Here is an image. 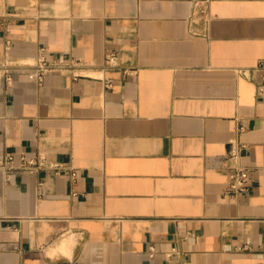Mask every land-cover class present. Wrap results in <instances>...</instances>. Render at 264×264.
Here are the masks:
<instances>
[{
  "label": "crops",
  "instance_id": "obj_1",
  "mask_svg": "<svg viewBox=\"0 0 264 264\" xmlns=\"http://www.w3.org/2000/svg\"><path fill=\"white\" fill-rule=\"evenodd\" d=\"M195 3L0 0V264H264V0Z\"/></svg>",
  "mask_w": 264,
  "mask_h": 264
},
{
  "label": "built area",
  "instance_id": "obj_2",
  "mask_svg": "<svg viewBox=\"0 0 264 264\" xmlns=\"http://www.w3.org/2000/svg\"><path fill=\"white\" fill-rule=\"evenodd\" d=\"M210 5V0H196L195 3V15L205 16L208 14V7ZM119 64V55L117 52L112 51L106 56L105 63L103 65V70H111L116 68ZM261 66H264V63H261ZM11 67L4 69V72L7 75V79L12 80V70ZM75 68H81V62H65L62 60L51 59L46 56L44 50H42L40 56L38 57L37 63L33 66V70L36 72L38 81L41 84L44 81V78L47 74L60 70H70L74 74L75 78L80 77L79 73L74 72ZM242 73L245 74V71ZM15 160L14 154L9 152L3 157L0 158V168L5 169L7 172H10L14 169L13 162ZM44 166L43 162L37 161L35 159L26 160L23 159L22 168L29 171H35ZM61 166H56L57 173L62 172ZM66 171V170H65ZM251 172L252 170L246 166H237L231 174L230 188L234 192H244L248 188V184L251 181ZM67 174H70L72 178H75L78 172L74 168H68L66 171Z\"/></svg>",
  "mask_w": 264,
  "mask_h": 264
}]
</instances>
